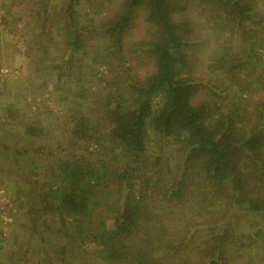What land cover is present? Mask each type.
Masks as SVG:
<instances>
[{
	"label": "trees",
	"instance_id": "1",
	"mask_svg": "<svg viewBox=\"0 0 264 264\" xmlns=\"http://www.w3.org/2000/svg\"><path fill=\"white\" fill-rule=\"evenodd\" d=\"M60 2L0 0L58 96L0 100V264H264V0Z\"/></svg>",
	"mask_w": 264,
	"mask_h": 264
},
{
	"label": "rangeland",
	"instance_id": "2",
	"mask_svg": "<svg viewBox=\"0 0 264 264\" xmlns=\"http://www.w3.org/2000/svg\"><path fill=\"white\" fill-rule=\"evenodd\" d=\"M50 4L56 7L59 12H61L62 6L60 0H50ZM59 5L61 6V8H59ZM8 13L9 12L3 10L0 3V75H3L1 73V69L8 70V73L5 76H0V100H20L22 102V105L29 111V115H33L34 117L35 109L34 107L30 108L29 106L30 100H32V96H34V99L38 104L37 107H41L44 104L41 102L45 101L46 107H43L45 111H55L58 105H54V102H52V100H56L58 96L56 95V93L54 95V88L52 87V85L48 86L45 93L35 90L33 93L34 95L32 94V86L34 82H40L43 79H46L45 76L51 78L52 62L50 60L46 61L41 73L35 71V50L29 48L28 45V41L30 40L28 35H32L33 32L31 31L30 23L28 19H24V17L26 18L25 15L23 17V20H25V22H23L21 16L12 17V15ZM213 52L214 55L218 54L225 56L226 58H229L231 56L229 48L219 50L217 49ZM109 67L110 65L106 64L102 70H99L98 73L93 74V76H96V78L90 79L91 81L89 83V87L91 88V92H95L98 89L97 83H94V80L97 79V77H100V79L108 77ZM66 78L67 76L64 75L62 81L67 82ZM72 78L73 84H75V78L73 76ZM58 84L61 86L65 85L61 83ZM40 93H42L43 95H41ZM4 106L7 105L5 104ZM27 118L28 116L26 115V119ZM13 131L14 133L18 132L15 133L17 134V138L19 137V135H29V133H24V130H17L14 128ZM6 133L7 132L5 131L2 132V134ZM46 145H48V137L46 139ZM47 159L49 164H53L56 158H53L51 160L47 157ZM1 194H3V196L0 197V223L2 222L3 225L5 221H9L12 218L11 214L14 213V204L10 200L12 190L10 192L1 191L0 195Z\"/></svg>",
	"mask_w": 264,
	"mask_h": 264
},
{
	"label": "built area",
	"instance_id": "3",
	"mask_svg": "<svg viewBox=\"0 0 264 264\" xmlns=\"http://www.w3.org/2000/svg\"><path fill=\"white\" fill-rule=\"evenodd\" d=\"M1 73L3 74V75H0V76H5L7 73H8V70L7 69H1Z\"/></svg>",
	"mask_w": 264,
	"mask_h": 264
}]
</instances>
